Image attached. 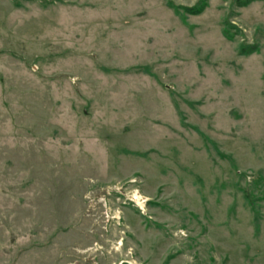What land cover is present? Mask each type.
I'll return each mask as SVG.
<instances>
[{
	"label": "rangeland",
	"instance_id": "1",
	"mask_svg": "<svg viewBox=\"0 0 264 264\" xmlns=\"http://www.w3.org/2000/svg\"><path fill=\"white\" fill-rule=\"evenodd\" d=\"M201 1L0 0V264H264V0Z\"/></svg>",
	"mask_w": 264,
	"mask_h": 264
},
{
	"label": "trees",
	"instance_id": "2",
	"mask_svg": "<svg viewBox=\"0 0 264 264\" xmlns=\"http://www.w3.org/2000/svg\"><path fill=\"white\" fill-rule=\"evenodd\" d=\"M254 0H246V1H238V4L241 7H245L248 6L251 2H253ZM207 0H202L198 5H196L193 8H175V12L178 16H199L201 15L205 9L207 8ZM172 6V5H171ZM230 39L232 40V37H230ZM258 51L257 47H242L240 49V54L242 56H250L254 53H256Z\"/></svg>",
	"mask_w": 264,
	"mask_h": 264
}]
</instances>
